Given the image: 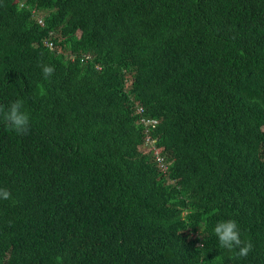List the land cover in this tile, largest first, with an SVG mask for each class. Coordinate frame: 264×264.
Masks as SVG:
<instances>
[{
	"label": "trees",
	"instance_id": "1",
	"mask_svg": "<svg viewBox=\"0 0 264 264\" xmlns=\"http://www.w3.org/2000/svg\"><path fill=\"white\" fill-rule=\"evenodd\" d=\"M18 99L0 264H264V0H0ZM230 219L247 257L219 246Z\"/></svg>",
	"mask_w": 264,
	"mask_h": 264
},
{
	"label": "clouds",
	"instance_id": "2",
	"mask_svg": "<svg viewBox=\"0 0 264 264\" xmlns=\"http://www.w3.org/2000/svg\"><path fill=\"white\" fill-rule=\"evenodd\" d=\"M22 4V3H21ZM54 49V46L53 48ZM55 72V68L50 65L42 66V74L45 79H50ZM0 118L5 122L6 126L15 131L17 134H26L29 127L30 117L24 111L22 100H16L10 103L6 108L0 105ZM11 197V193L7 189H0V199L7 200ZM214 234L218 238L220 248L232 251L238 249L235 258L247 257L252 250L251 243H244L240 239V232L235 220L220 221L214 226ZM200 247H203L201 245Z\"/></svg>",
	"mask_w": 264,
	"mask_h": 264
},
{
	"label": "built area",
	"instance_id": "3",
	"mask_svg": "<svg viewBox=\"0 0 264 264\" xmlns=\"http://www.w3.org/2000/svg\"><path fill=\"white\" fill-rule=\"evenodd\" d=\"M37 20H38V22L42 21L41 18H38ZM49 46H50V48H53L52 42H49ZM135 107H136V111L137 112L141 111V108L138 105H136ZM142 122H143V124L145 126H148V125L153 126L156 123V120L155 119H151V118H146V119H142ZM145 131L147 132L148 130L146 129ZM139 148L142 149V150H145L147 152L152 153V156H154L156 158V160L158 161L159 166L164 168V166H163V156L160 155L157 152V149H156V138L155 137H151V135L146 133L142 144L139 145Z\"/></svg>",
	"mask_w": 264,
	"mask_h": 264
},
{
	"label": "rangeland",
	"instance_id": "4",
	"mask_svg": "<svg viewBox=\"0 0 264 264\" xmlns=\"http://www.w3.org/2000/svg\"><path fill=\"white\" fill-rule=\"evenodd\" d=\"M38 13H39L40 15H42V16H43V15H44V13H45V14H47V11H44V12H42V11H39ZM55 50H56V51H59V50H58V47H56V48H55Z\"/></svg>",
	"mask_w": 264,
	"mask_h": 264
}]
</instances>
